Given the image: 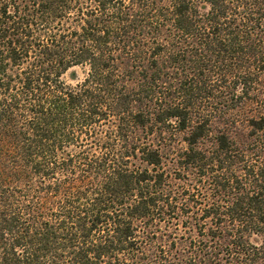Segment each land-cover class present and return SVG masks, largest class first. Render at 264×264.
I'll use <instances>...</instances> for the list:
<instances>
[{
  "label": "trees",
  "instance_id": "1",
  "mask_svg": "<svg viewBox=\"0 0 264 264\" xmlns=\"http://www.w3.org/2000/svg\"><path fill=\"white\" fill-rule=\"evenodd\" d=\"M0 264H264V0H0Z\"/></svg>",
  "mask_w": 264,
  "mask_h": 264
},
{
  "label": "rangeland",
  "instance_id": "2",
  "mask_svg": "<svg viewBox=\"0 0 264 264\" xmlns=\"http://www.w3.org/2000/svg\"><path fill=\"white\" fill-rule=\"evenodd\" d=\"M75 70L77 71V73L79 74V76H81V75H82V71H81V69H79V68H76Z\"/></svg>",
  "mask_w": 264,
  "mask_h": 264
}]
</instances>
